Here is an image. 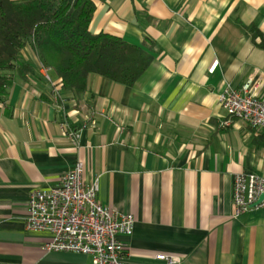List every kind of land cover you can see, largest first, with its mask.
<instances>
[{
    "label": "crops",
    "instance_id": "1",
    "mask_svg": "<svg viewBox=\"0 0 264 264\" xmlns=\"http://www.w3.org/2000/svg\"><path fill=\"white\" fill-rule=\"evenodd\" d=\"M93 2L90 30L152 43V61L131 86L90 74L76 93L20 50L34 73H15L0 105V264H91L25 228L30 191L77 160L98 202L135 220L126 264H264V207L235 216L231 195L235 174L264 178V129L217 100L249 77L264 98V0Z\"/></svg>",
    "mask_w": 264,
    "mask_h": 264
},
{
    "label": "trees",
    "instance_id": "2",
    "mask_svg": "<svg viewBox=\"0 0 264 264\" xmlns=\"http://www.w3.org/2000/svg\"><path fill=\"white\" fill-rule=\"evenodd\" d=\"M94 11L93 0H0V105L15 73H34L18 57L27 44L58 75L62 91L84 92L90 74L133 85L152 61V43L92 32Z\"/></svg>",
    "mask_w": 264,
    "mask_h": 264
},
{
    "label": "built area",
    "instance_id": "3",
    "mask_svg": "<svg viewBox=\"0 0 264 264\" xmlns=\"http://www.w3.org/2000/svg\"><path fill=\"white\" fill-rule=\"evenodd\" d=\"M46 80L51 82L49 76ZM220 106L229 117H237L250 127L264 129V98L256 95L252 77L240 90L227 85L218 95ZM229 119L222 122L228 125ZM74 141L78 134L68 130ZM84 162L77 160L57 183L46 188H33L26 201L25 228L46 231L48 251L87 254L91 264H126L127 244L122 237H130L135 220L131 214L119 213L97 200L98 181L83 178ZM264 178L256 174H235L232 180L234 215L253 208L264 207ZM157 260L176 264L179 259L158 254Z\"/></svg>",
    "mask_w": 264,
    "mask_h": 264
},
{
    "label": "water",
    "instance_id": "4",
    "mask_svg": "<svg viewBox=\"0 0 264 264\" xmlns=\"http://www.w3.org/2000/svg\"><path fill=\"white\" fill-rule=\"evenodd\" d=\"M264 198V194L260 196V198L256 201V203L260 202Z\"/></svg>",
    "mask_w": 264,
    "mask_h": 264
}]
</instances>
